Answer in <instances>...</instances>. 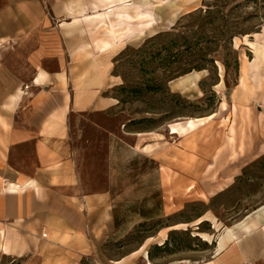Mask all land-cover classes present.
<instances>
[{"label": "rangeland", "instance_id": "obj_1", "mask_svg": "<svg viewBox=\"0 0 264 264\" xmlns=\"http://www.w3.org/2000/svg\"><path fill=\"white\" fill-rule=\"evenodd\" d=\"M82 1L86 11L76 24L69 6L77 0L43 6L45 24L86 30L76 41L91 43L77 49L79 56L125 40L114 59L119 85L109 93L117 107L69 117L84 190L111 193L118 233L105 252L119 256L150 236L152 264L204 261L216 230L264 203V60L246 42L264 44V0H163L155 9L139 0ZM39 35L48 48L60 47L54 33ZM22 55L7 48L6 90L17 83L10 71L26 68ZM195 71H202L197 88L173 89L172 82ZM27 153L30 146L14 154ZM199 217L208 220L196 230ZM162 239L167 244L158 248ZM18 262L0 254V264Z\"/></svg>", "mask_w": 264, "mask_h": 264}, {"label": "crops", "instance_id": "obj_2", "mask_svg": "<svg viewBox=\"0 0 264 264\" xmlns=\"http://www.w3.org/2000/svg\"><path fill=\"white\" fill-rule=\"evenodd\" d=\"M43 4L0 0V254L15 257L17 264H82L83 258L94 264H152L143 257L145 240L119 256L105 252L118 233L111 193L84 190L71 145V115L105 113L118 105L109 94L119 85L113 71L118 50L98 52L91 46L89 55L79 56L77 49L91 43L89 37L76 41L86 30L45 24ZM49 31L60 47L44 44L47 37L39 33ZM7 48L22 50L26 60L24 70L10 71L17 82L10 90L5 88ZM51 50L52 67L46 64ZM18 90L22 93L9 105ZM29 146V155L15 156ZM257 207L229 226L232 238L219 253L226 227L216 230L208 259L184 264H264V213L254 212Z\"/></svg>", "mask_w": 264, "mask_h": 264}, {"label": "bare ground", "instance_id": "obj_3", "mask_svg": "<svg viewBox=\"0 0 264 264\" xmlns=\"http://www.w3.org/2000/svg\"><path fill=\"white\" fill-rule=\"evenodd\" d=\"M138 1V0H137ZM141 3H143L145 7H152L153 9L155 8H160L163 4V0H139ZM186 2L188 1H191V0H185ZM140 3V6H142ZM125 4V3H124ZM70 10L72 14H80L82 16V14H84V12L86 11V7H85V3L82 1V0H77L76 4H71L70 6ZM88 7V6H87ZM112 8V7H111ZM88 9V8H87ZM80 15H75L73 17V24H76L78 22H80V19H79V16ZM83 17V16H82ZM104 19V18H103ZM102 19V20H103ZM102 23V22H101ZM143 33V32H141ZM141 33H139L138 35H141ZM253 36L254 35H258V33H254L252 34ZM260 35H262V33H260ZM246 39V38H245ZM247 40V39H246ZM257 40V39H256ZM255 40V41H256ZM247 44H249L251 46V48L253 49V53H254V56L257 57L258 59L260 60H264V44H258L257 42H254V41H246ZM125 46V40L123 41H120V42H117V43H114L112 45H103V47L101 49H103L102 51L106 52V51H111V50H116L118 48H122ZM219 69H220V73H222L223 71V67H222V64L219 63ZM200 72L202 71H195V72H191V73H188L186 74L185 76H180V79L176 82L173 83V87H176V88H180V89H190L191 87L192 88H197V81L199 80V77H200ZM204 72V71H203ZM39 73V72H38ZM201 78V77H200ZM44 79V78H43ZM42 80V79H40ZM201 80V79H200ZM38 81V80H37ZM43 82V81H42ZM22 90V89H21ZM21 90H18L14 95H12L10 97V101H9V105H12L14 100H16L18 97H19V94L22 93ZM201 92V91H200ZM199 92V93H200ZM213 115V114H212ZM210 115V116H212ZM170 132L171 133H175L176 132V128L175 126L171 125L170 127ZM7 187L9 188H13L15 187V184L13 183H8L7 184ZM258 208V207H257ZM254 212H262L264 213V205L260 206L257 210H255ZM203 220H208V219H204L202 217H199L197 218L193 224H199L200 222H202ZM214 223V222H213ZM214 227H215V224H214ZM224 235L220 237V240L218 242V247L216 248L215 250V253H219L223 247H224V241L232 238V229L229 228V227H226L225 228V231H224ZM197 236H200L204 241L206 242H211L210 240V236L206 233H203V232H196L195 233ZM153 237H147V240H150L152 239ZM164 239L160 240L158 242V244H163L164 243ZM148 250H145L143 251V257L147 260L149 259L148 258ZM148 264H149V261H148Z\"/></svg>", "mask_w": 264, "mask_h": 264}, {"label": "trees", "instance_id": "obj_4", "mask_svg": "<svg viewBox=\"0 0 264 264\" xmlns=\"http://www.w3.org/2000/svg\"><path fill=\"white\" fill-rule=\"evenodd\" d=\"M200 68H204V67H200ZM113 216H114V214H113ZM114 221H115V226L118 227L117 220L115 219V217H114ZM149 237H150V236H149ZM146 238H147V237H145L143 240H145ZM167 241H168V239H166V240L164 241L163 244H158L157 247H158V248H161L163 245L167 244ZM141 243H142V242H141ZM148 258H149L151 261H152L153 258H154L150 250L148 251ZM85 260H87V258H83V259H82V264H85Z\"/></svg>", "mask_w": 264, "mask_h": 264}, {"label": "water", "instance_id": "obj_5", "mask_svg": "<svg viewBox=\"0 0 264 264\" xmlns=\"http://www.w3.org/2000/svg\"><path fill=\"white\" fill-rule=\"evenodd\" d=\"M198 225L199 224H196L195 227H194V229L198 230L199 229Z\"/></svg>", "mask_w": 264, "mask_h": 264}, {"label": "built area", "instance_id": "obj_6", "mask_svg": "<svg viewBox=\"0 0 264 264\" xmlns=\"http://www.w3.org/2000/svg\"><path fill=\"white\" fill-rule=\"evenodd\" d=\"M42 236L45 237V234H43Z\"/></svg>", "mask_w": 264, "mask_h": 264}]
</instances>
